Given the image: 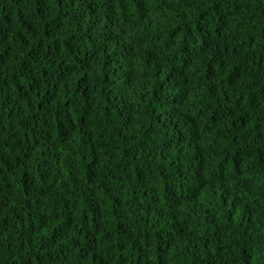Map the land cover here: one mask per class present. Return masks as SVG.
Segmentation results:
<instances>
[{"label":"trees","instance_id":"obj_1","mask_svg":"<svg viewBox=\"0 0 264 264\" xmlns=\"http://www.w3.org/2000/svg\"><path fill=\"white\" fill-rule=\"evenodd\" d=\"M0 264H264V0H0Z\"/></svg>","mask_w":264,"mask_h":264}]
</instances>
